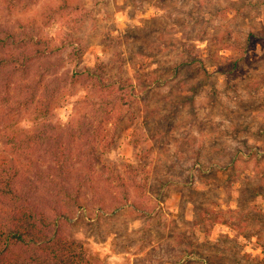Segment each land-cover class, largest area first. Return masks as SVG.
<instances>
[{
  "label": "rangeland",
  "instance_id": "374dc122",
  "mask_svg": "<svg viewBox=\"0 0 264 264\" xmlns=\"http://www.w3.org/2000/svg\"><path fill=\"white\" fill-rule=\"evenodd\" d=\"M2 60L0 157L93 264H264V0H0Z\"/></svg>",
  "mask_w": 264,
  "mask_h": 264
},
{
  "label": "trees",
  "instance_id": "16d2710c",
  "mask_svg": "<svg viewBox=\"0 0 264 264\" xmlns=\"http://www.w3.org/2000/svg\"><path fill=\"white\" fill-rule=\"evenodd\" d=\"M4 63L5 60H2L0 66ZM96 74L90 71L89 80H98L100 77ZM112 104L109 103L108 107ZM37 106L36 116L47 119L50 100L46 99ZM59 137L58 134L52 150L67 153L72 143L59 141ZM14 138L28 143V151L32 153L38 151L45 135L29 131L21 137L14 135ZM87 138H91L89 142L95 141V133ZM32 160L29 164L21 159V155L14 153H3L0 157V264H93L83 242L60 235L59 220L48 213L47 203L38 205L30 199V194L18 188L20 175L26 167L31 166ZM59 168L61 175L70 176L63 172V165Z\"/></svg>",
  "mask_w": 264,
  "mask_h": 264
}]
</instances>
